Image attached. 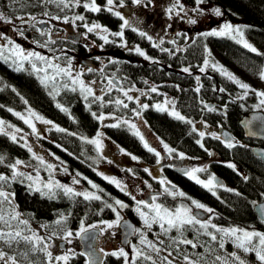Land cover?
I'll use <instances>...</instances> for the list:
<instances>
[{"label":"trees","instance_id":"trees-1","mask_svg":"<svg viewBox=\"0 0 264 264\" xmlns=\"http://www.w3.org/2000/svg\"><path fill=\"white\" fill-rule=\"evenodd\" d=\"M188 1L193 3L195 0ZM205 3L215 8L219 7L225 16L234 19L238 17L239 19L246 20L248 23L246 33L249 34L251 39L255 40L254 42L258 46L262 45L264 47V0H205ZM47 11L50 15L62 18L67 16L69 19L72 18L71 14L74 13L75 15L74 8L61 11L55 4L41 5L38 3V0H0V14H2L5 19L15 20L17 17H25L28 19V17H34L38 13L42 15ZM88 12L89 11L82 10L83 14L87 13V15L85 14L88 20L86 21L87 23L91 20L93 23H101L114 30L118 28L114 19V14L103 10L100 13ZM29 20L30 19L27 20V25L24 24L27 28L22 30L27 37L31 39V43L34 42L38 47L47 43V47H41L46 54L52 56L59 55V57L61 56V58L64 59V62H67L68 59L65 58V52L62 51V49L66 51L74 45L72 42L73 40L67 38L69 34H63L59 30L60 28L53 26V28L44 27L46 34L41 35V33L37 31V29H41L38 24H35V27H33V24L30 23ZM75 30H78V28L74 29V31ZM142 31L146 30L144 29ZM127 38L129 41H136L142 48H146L148 55H150L149 57L158 61V63H152L147 60L131 63L123 60V62L119 64L117 72L130 77L131 82L136 79L142 80L145 77L155 82L157 81L159 84L169 80L166 84H162L160 88L173 96L177 110H179L182 115L191 119L193 122L203 120L208 123L212 122L215 125H223L225 130L229 131L231 135H234L236 141L245 145V147L227 149L218 140H215L214 143V140L210 139L211 137L204 138V145L211 146L213 144L216 147L215 176L227 188H232L241 195L238 196L235 192H228L224 188H217V195L213 196L205 191L196 190L191 184H186V188L190 189V194L193 195L195 199L206 203L208 207L214 210L212 216L214 224L217 226H238L249 230L255 229L260 232L264 231V224L256 215L254 211L255 207L251 203L253 201H260L264 198V195H261L264 193V162L261 161L257 155H253L251 151L254 145H262V143L255 139H245L239 124L241 116L247 114L251 110L250 106L254 101L253 94H249L248 99L234 100L235 97L241 94L238 86L215 72L213 75H211V73L203 76L200 75L199 84L203 87L200 93L197 94L194 91L198 86L195 80L196 74H183L179 73L177 69H174L186 64H190L192 66L191 69H195L194 65L197 63L201 64L205 56V44L207 47H210V49L219 51L223 59L232 61V63L238 67H242V69L251 68L252 70H257L262 61H264L262 59L264 56H259L250 52L228 37H204L197 35L193 43L188 44L186 58H183L184 54L181 53V51H172L173 54L169 55V53L160 51L159 48H153L152 43L147 37L134 34ZM49 49H51V51H49ZM160 64L164 65V67H159ZM166 65H169L170 69L166 67ZM209 77H211V79H209ZM177 86L179 87L177 88ZM213 86L225 88L226 91L224 93L218 91L214 92L212 91ZM56 87L59 89L60 94L53 99V97L49 95L52 84L49 83L48 87L42 85L38 78V74L32 71L29 63L26 62V66L23 70L17 71L15 65L12 63V59H5L4 56L0 57V105L4 106L0 108V113L3 114L4 117H11L13 114L7 111L8 108H13V110L18 111L27 108V105H29V107H33L41 113L43 112L45 117L55 120V122L59 123L61 128L67 131L57 132L55 128L50 129L48 131V137L43 136V140L41 139V141L46 142L47 147L52 152L59 154V157L67 164L71 172L79 171L81 173H88L93 177V175H95V173H93L94 161L99 157V154L94 145L88 144L80 139V137H85L86 135L88 137L94 135L99 129V121L94 118L91 113L96 109L98 111L108 110L114 113L116 112L119 115L126 113L128 109L119 110L109 104L107 105V103H105L104 107H100L99 102L91 103L89 107V102L88 104L83 102L84 100L78 90L76 92L65 90L60 86L59 82ZM13 88L16 90L15 92L12 90ZM17 93H19V95H17ZM21 96L28 101L27 105L20 99ZM201 100L214 106L217 111L208 112L206 109H203ZM57 102L67 107L69 113H64L57 109L55 106ZM241 104L244 105L243 108L240 106ZM225 105H227L226 108ZM141 118L142 119L139 120L141 125L138 124L140 128L150 129L148 135L150 139L157 140L158 137H161L168 145L175 148L177 153L182 151L190 157L205 155L204 149L196 143L199 136L198 133L191 131V125L175 119L168 115L167 112L157 111L153 107L152 109H147ZM145 121L147 122L146 124L144 123ZM107 130L110 136L115 140H119L122 146L131 150V153L137 157H140L148 163H153L155 161V155L149 153L143 147L139 138L134 136L126 125L121 124L119 127H107ZM68 133H76L77 135L72 136L68 135ZM56 145H60V147ZM69 153H71V155ZM0 155L5 156V165L14 162L16 159H20L26 164H31V155H29L26 147H21L19 143L12 142L9 136L0 135ZM174 155H176V153H174ZM224 162L234 163L242 175H238L231 168L226 167ZM5 165H0V173L11 176V170ZM169 177L173 178L180 186H184L185 189V182L182 181L181 177L175 175L174 172H170ZM244 177H247V179L245 180ZM100 183L107 193L116 194V190L113 189L111 183H105L104 181H100ZM6 190L15 194L14 204L17 206V210L22 214V218L29 221V225L31 223L36 225H48L49 227L47 228H49L51 233L57 231L59 234L63 235V229L79 227L81 220H83L84 223L98 221L100 218L109 216L111 211L105 208L102 213L97 215L98 210L103 207L102 201L94 200L89 202L83 200L82 197H73L69 199L59 190H57L55 198L49 199L47 197H42L39 193L29 191L26 181L21 183L19 178L17 181L12 182L10 186L6 187ZM103 198L109 203L113 201L112 195L110 194L108 197L103 195ZM178 198L172 200L158 198V201H162L166 207H172L173 205L177 206L179 202L177 200ZM125 199L130 203L129 199ZM61 214L67 217L62 228L54 225V221ZM198 228L199 225H197L196 228L189 227V233H186L188 238H186L197 240V242L204 245V247L192 249L190 246L180 245V253L178 254L176 251L177 245L173 242V238L179 235L175 230H172L167 235L161 234L160 240L163 241V244H160L159 247L164 249L167 253L172 252L174 258L183 259V255L187 254L191 256L192 259H200V264H212L216 251H205V247L210 243L209 237L204 235L201 231L197 239L196 229ZM155 231L157 233L160 232V230L157 229ZM145 232L149 240L156 241L154 232H152L153 234L151 231ZM25 234L29 233L26 232ZM138 241L139 238L136 236L132 242L135 244ZM211 246L215 250L219 249L218 243H215V245L212 243ZM230 246H233V244L231 242H226L225 248L219 250L226 253L231 252ZM0 249L8 252L9 255H15L21 264H44L46 259L42 252H31L30 246L26 245L24 242L13 244V246L9 248L0 241ZM22 252L28 253L27 259L20 255ZM127 252H129L130 258L134 255L131 249L127 250ZM161 255L164 256L165 253H161ZM85 259L86 258L80 255L79 252L76 258L72 259L71 262L72 264H83ZM154 259L157 261V264H161L160 259L155 257ZM104 264H124V260L122 257L117 258L116 256L107 255ZM137 264H150V262L139 260Z\"/></svg>","mask_w":264,"mask_h":264},{"label":"snow or ice","instance_id":"snow-or-ice-1","mask_svg":"<svg viewBox=\"0 0 264 264\" xmlns=\"http://www.w3.org/2000/svg\"><path fill=\"white\" fill-rule=\"evenodd\" d=\"M38 3L41 5L55 4L56 7H58L61 11L65 9H73L79 7H83L85 11H90L93 13H99L102 11L101 6H99L96 3V0H38ZM132 3L135 5L147 6L152 3V0H132ZM204 3L205 0H195L196 7L193 8V12L202 14L200 5ZM116 6H117L116 0H106L105 9L103 10H107L108 12L113 13L122 21L120 31L110 32L109 29H107V27L99 23H92V24L84 23L82 25L86 29L84 36L87 37V34L95 33L104 42V44H108L114 42L109 40V36L120 38L121 41H123L125 28L130 27L133 32L138 31L137 28L132 27L130 25L129 20L126 19L119 11L114 10ZM118 6L121 8L124 7V0H119ZM212 12L217 17L223 15V12L219 7L213 8ZM166 13L168 14L169 19H172L173 15L183 19V17H181V13H184L185 16L187 15L185 11V7L181 3V0H172L171 5L166 9ZM44 15H48V13L46 12L44 13ZM4 19L5 17L2 14H0V20H4ZM19 19L23 20L24 18L20 17ZM31 19L35 21L36 17H31ZM51 19L59 20L61 19V17L53 16L51 17ZM84 20H85V16L81 14H76L71 19H69V17L67 16L63 17L64 23L74 24L75 21H84ZM26 22L27 21H25V23ZM41 22L46 23V21H41ZM188 23L196 24L197 20L189 17ZM32 26L35 27V24H33ZM168 27H171V25H168ZM18 31H20V33L23 34L22 29H18ZM37 31H39L41 35L46 34V30L44 29H37ZM139 35L141 37H147L149 41H153V37L151 35H148L144 31H139ZM176 35L177 36L183 35L186 40L190 39L189 37H187L186 34L176 33ZM201 35L204 37H208V36L228 37L236 41V43L242 45L243 48L249 50L250 52L255 53L259 56H264V53L260 52L255 46H253L245 39L244 29L239 26H234L230 22H225L219 28L212 29L206 33H202ZM168 42L173 45L176 44L175 40H169ZM164 43H165L164 39L161 38L158 41V43L153 42L152 47L159 48L160 51L172 55L173 54L172 50L161 47V45H163ZM8 45L10 47L7 49V51L9 52L10 55L4 58L5 59L11 58L12 63L13 65H15L17 71L24 69L25 62L29 63L32 71L38 74V78L40 79V83L42 85L48 87L49 83L52 84V89L49 91V95L52 96L53 99H55V97L60 94L59 89L56 87L57 83L59 82L60 86L65 90H70L72 92H76L77 90H79L82 98L85 101L89 102V107L91 103H95V102H99L100 107H104L105 105L104 95H96L92 87V85L95 84L96 81L85 82L81 78L84 71L83 69L74 72L71 58L67 60L66 64L61 65L58 62L60 60L59 56L47 57L37 51H25L19 45L14 44L13 41H11L10 39L8 40ZM102 46L103 45H101V47ZM121 46L125 48L128 47L126 42H123ZM40 47H47V43L40 45ZM128 50L136 52L144 59L149 60L152 63H158V61H155L153 58L149 57L146 54V52H144L138 45L135 46L134 48H129ZM4 51H5L4 46L0 45V57L4 56ZM49 51H51V49H49ZM176 51H180V49L177 48ZM204 52H205V56L203 59V63L202 65L198 66V70L200 73H205L208 68H211L213 71L218 72L222 77H224L226 80L230 81L234 85L238 86L242 90L241 94L235 97L234 100H244L247 98L249 93H252L257 98H259V103L253 105V107L258 110H264V90L253 88L250 84L242 81L233 72L229 71L218 61L214 60L212 58L211 51L208 49L206 44L204 45ZM191 67L192 66L189 65L187 67H183L181 70L184 73H188L189 75H191L192 74ZM86 71L93 72L95 71V69L89 67L86 69ZM256 74L261 81H264V66H261ZM209 79H211V77H209ZM195 80L197 81L198 86L194 89V91L198 94L200 93L201 88L203 86L199 84L200 81L199 76H196ZM144 83L148 84V81L145 80ZM107 86H108L107 89L108 91H111L112 89H116L122 93V96L126 98L128 102L134 101L136 103L137 108L131 109L134 116L136 117H141L143 110H147L150 107H154L157 111L167 112L168 115L174 117L175 119L191 125V131L194 133H198L199 136V139L196 140V143L206 152L208 151L203 143V139L206 136V132L202 130H198L196 128L195 123L191 119L186 118L184 115H182L179 111L176 110L175 100L165 97L163 103H156L154 105H149L147 103H142L140 101L139 96L134 97L129 94L130 92L136 90L134 85L129 87L128 89H124L122 87H118V85L114 82L113 77H109L107 79ZM178 87L179 86H177V88ZM12 90L14 92L16 91L14 88ZM101 91L104 92L105 90L102 88ZM212 91L214 92L218 91L220 93H224L226 89L222 87L217 88L213 86ZM149 92L158 93V87L150 86ZM17 95H19V93H17ZM140 95L144 96L147 94L141 92ZM20 99L24 102V104L26 105L28 104V101L25 100L22 96L20 97ZM107 103L109 104L114 103L117 107H122L123 109L129 108V104L125 102V99H121V98H117L114 101L109 100L107 101ZM201 104L203 105V109H206L208 112L217 111V109L214 106L205 103L203 100H201ZM55 106L61 112L69 113V109L67 107H64L59 102H57ZM240 106L242 108L244 107L243 104H241ZM2 107L4 106L0 105V108ZM226 107L227 105H225V108ZM7 111L12 113L25 125H27L28 128L31 129V134H38V130L34 121H39L45 125H52V127L55 128L57 132L67 131L66 129L61 128L58 125H55L53 121L46 119L44 116L38 114L33 109H31V107L27 108V116L21 112L14 111L12 108H8ZM91 115L100 122H103L108 118L116 120V123L106 125L107 127H119L121 124L126 125L129 131H131L134 136L139 138L143 147L149 153H153L157 157L156 163L158 165L161 163V159H162L161 152L157 151L156 148L150 146V144L145 140V137L141 134V131L137 127L136 123L128 119H123L115 116L109 117L106 116L104 113H100L98 115L96 112H92ZM257 120L261 122L259 133L252 130L253 122ZM144 123L146 124L147 122L145 121ZM243 123L245 127L248 128V134L250 136L264 134V116L261 117L254 116L251 120H246ZM205 127H207L206 124ZM220 127L223 128V125H220ZM22 132L23 130L21 128L9 124L3 119H0V135L9 136L11 141L14 143H20V141H25V143L20 144V146L26 147L27 151L32 154V158L38 161V165L43 166L45 170L49 172V178L47 181H43L41 179L40 168L38 166L34 167L36 173L35 178L33 177L32 174L20 171L21 166L33 167V165L26 164L24 161L20 159H16L14 162L5 165L6 158L5 156L0 155V165H5L11 170V176L0 173V241H2L9 248H11L13 244H20L21 242H24L26 245L30 246L31 252L33 253L42 252L44 254L46 258L44 264H68L70 256L75 255L73 250L69 249L67 250V252H65L62 255L53 256V253L50 251L52 245L49 243V241L53 237H55V238L63 239L64 241L70 244L72 243L73 237H78L82 241H85L87 243V248L89 249L86 252L80 253V255L87 256L88 259L86 261V264H97L98 261L99 264H103V261L100 260L99 256L97 255V252L103 254L104 256L112 255V256H116L117 258L122 257L124 260V264H137V261L139 260L148 261L150 262V264H157V261L153 258V256L150 253H155L157 256H159L161 252L164 251V249L159 247L160 244H163V241L159 240V235L161 234L167 235L172 230H175L179 235L173 238V242L177 245L176 251L179 254L180 245L190 246L192 249H196L198 247H204V245L199 244L197 240L187 239L184 237V232L188 230L189 227L196 228V226L199 225V228L196 229L197 239L201 231L204 235L209 237L210 243L208 244L207 247H205L206 252L215 251V249L212 248L211 246L212 243H218L219 249H224L225 243L231 242L235 248L242 250L244 253H254L256 260H258L260 264H264V232H259L255 229L249 230L238 226L219 227L216 224L212 223L211 216H209L205 220L200 219L198 213L194 212L193 206L194 209L201 210L202 212L208 214L214 213V210L206 206L205 204L191 197H188L186 193H184L182 190L177 189L174 184H172L170 181H168L165 178H159L158 180V182L163 187V194L171 196L173 199H176L177 197L186 198L191 201V205H186L184 203H181L175 208L166 207L165 205L157 202L160 193L153 195L151 197V202L144 200H137L136 196L133 195L131 192H129L127 190L126 185H122L119 180L110 178L106 175H103L102 173L97 172V175H101L104 180L108 181L111 184H114L117 188H119L121 192H123L125 195L130 196L131 199L136 202V207L134 211L138 214L140 220L143 222L144 228H147L149 231H151L154 225H157L159 227L160 232L154 233V235L157 236V240L155 242L149 240L147 238V233L142 228L133 227L122 216V210L128 208L129 205L124 203L120 199L113 198V202L111 203H109L107 200H104L103 195H107V193L104 192L103 188H100L99 185L93 183V181H91L87 177H83V179L87 180V183L91 186L92 189H96L95 192L87 191V190L77 191L71 186L64 185L61 184L59 181L53 180L52 173L55 170V166L52 163L47 162L43 156H39L33 151V148L26 142L25 137L27 134L20 135L18 139L17 134ZM68 135L75 136L77 134L68 133ZM209 135H211L213 139L220 141L223 144V146L227 149H233L236 147H245V145L240 144L238 141H236L234 137H232L227 132H222L220 135H218L215 132H212ZM102 136L103 133L98 131L94 138L80 137V139L88 144L94 145L97 153L102 156V149H103V142L101 139ZM160 143L162 144L164 150L169 156H172V154L176 153V156L180 160H184L187 158L184 153L182 152L177 153V150L175 148L170 147L167 143H164L162 140L160 141ZM56 146L60 147V145H56ZM119 150L122 153L125 152L123 148H120ZM69 154L71 155V153ZM208 155L211 156L213 155V153L208 152ZM260 156L262 159H264V153H261ZM56 159H59V157H56ZM131 159L137 160L138 158L132 155ZM109 163H111V161H109ZM224 163L226 167L231 168L238 175H242V173L239 172V169L234 163L232 162H224ZM66 171L67 169L65 168V172ZM93 171H96V169L93 168ZM181 171L188 179L194 181L197 185L202 186L213 196L217 195L216 193L217 188H224L228 192H235V194L238 196L241 195L239 192L235 191L234 189L227 188L224 184H222L219 181V179L215 176V174H210L206 180L201 179L197 174L207 171L206 167H191V168L182 169ZM144 172L148 173L149 176L153 175L148 168H144ZM77 177H81V174L79 172H77L75 176L72 178V183L74 185H78L80 183V179H78ZM18 178L20 179L21 183L25 181L28 182L27 187L29 191L39 193L42 197H47L49 199L55 198L57 195V190H59L63 193L64 196L68 197L69 199H72L73 197H82L83 200L89 202L94 200L102 201L103 207H101L98 210L97 215L102 213L104 209L107 208L110 209L115 214V219L110 222L101 220L97 223L88 225L87 227L85 226L84 221L81 220L80 227L75 233H73V231H71L70 229H63L62 236L57 231H53L48 236L39 235L36 230L30 227L29 221L27 219L22 218V214L17 210V206L14 204L15 194L6 190V187L10 186L12 182L17 181ZM153 179H157V177H153ZM244 179L246 180L247 177H244ZM145 184H147V181H145ZM148 187L151 188V185L148 184ZM261 195H264V193H262ZM251 203L253 204L254 207L258 208L261 220L262 222H264V204H258L255 201ZM66 220L67 217L61 214L54 221V225L62 228ZM101 225H105V227H101ZM42 227L47 228L49 226L43 225ZM117 228L125 229L126 239L124 242L131 247L132 252L134 254L131 258L129 257V253L125 251L123 247L109 253L106 252L103 247L97 248L95 246L99 242L100 238L105 234L114 235L115 233L110 232V230ZM209 229L212 230L210 231ZM26 232L30 234H25ZM89 233H92V235H89ZM134 235L138 236L139 244L143 245L144 246L143 248L138 247L136 244H133L131 240L127 239V237ZM88 241H92V243H88ZM20 255L24 256L25 259H27L28 257L27 252H22L20 253ZM171 256H172V252H168L167 255L162 257L161 264H174V261L172 259H169V257ZM183 261L184 264H200V259H192V257L187 254L183 255ZM0 264H20V261L17 259L15 255H9L8 252H5L4 250L0 249ZM212 264H247V262L244 259H242L236 252H231L228 253L226 256L216 255L214 260L212 261Z\"/></svg>","mask_w":264,"mask_h":264},{"label":"rangeland","instance_id":"rangeland-1","mask_svg":"<svg viewBox=\"0 0 264 264\" xmlns=\"http://www.w3.org/2000/svg\"><path fill=\"white\" fill-rule=\"evenodd\" d=\"M181 1H183V0H181ZM96 3L99 6H101L102 9L103 8L105 9L106 0H96ZM116 4H117V6L119 5V3H117V2H116ZM195 7L196 6H194V7L188 6L189 11H190L189 14H188V17L194 18V19H196L198 21V27L201 28V30H200L201 34L202 33H206V32H208V31H210L212 29H217L221 25H223L225 22H230L234 26H239V27L243 28L244 29L245 39L249 43H251L253 46H255L260 52L262 51L264 53V47L262 45L258 46L254 42L255 40L251 39L249 34L246 33V31H247L246 30V27H247L246 20L239 19L238 17H237V19L236 18L235 19L234 18H230L229 16H225L224 14L222 16H220V17H217L212 12V9L215 8V7L208 5V3H204V4L200 5V9L202 10V14L193 12V8H195ZM75 10L77 11V14H81V15H84V16H85V14L87 15V13H85V14L82 13V10L85 11V9L83 7L76 8ZM47 13H48V15H44V14L39 15V17L36 18L35 21H33L31 19V17H28V19H30L29 21L32 24H38V22H40V21H46L45 24H47L49 28H53V26L58 27V28H60L59 30L63 34L71 32L72 29L74 31V29H76V28H78V30L81 29V30L86 32V29L82 25L84 23H87L86 22V21H88L87 20V16H85V20L84 21H80V22L75 21V23L73 24V23H64L62 17L59 20L51 19V17H53L54 15H50V13L48 11H47ZM90 13H93V12H90ZM35 16H37V15H35ZM88 16H89V14H88ZM28 19L24 18L23 20H21V19H19V17H17L15 20H10L11 23L14 25V28H13L14 33H12L13 36L15 35V33L19 32L18 29L25 28L24 24L27 25V22L25 23V21H27ZM217 19L219 21H217ZM3 21L4 20L0 21V23H2ZM92 23H93V21L90 20V22L88 24H92ZM7 24L8 23L0 24V26H6ZM101 25H103V24H101ZM194 25L195 24L189 23L188 27H189L190 31H192L193 28H195ZM0 29H1V27H0ZM91 35L94 36V37H99L95 33H92ZM7 36L9 37L8 39L13 41L14 44L19 45L25 51H37V52H40L42 55H45L47 57H54L52 55L46 54L44 52V50H42L41 47L36 46L34 44V42L31 43V39L29 37H25L24 36V38H21V40L16 42V40H14L13 37L11 38L8 34H7ZM7 36H5L4 39H3L5 42L4 41H0V45H3L4 48H5L4 52H6V54H9L7 49L10 46L8 45ZM225 38H227V37H225ZM230 40H232V39H230ZM135 46L136 45H131L130 47H128V49L129 48H134ZM208 49L211 51L212 58L214 60L218 61L221 65H223L229 71L233 72L242 81L250 84L255 89L264 90V81H261L258 78L257 74H256L258 69L261 66H264V61H262L260 67L257 70H252L251 68L250 69H246V68L242 69V67H240V66L238 67L237 65L232 63V61H226L225 59H223L221 57V54H220L219 51H214V50L210 49V47H208ZM135 54H136V52H135ZM137 56H139V55L137 54ZM139 59H141V58H139ZM262 59L264 60V57ZM58 62L61 65L66 64V62L62 61V59H60ZM202 63H203V60H202L200 65H202ZM72 65H73V69L76 70L73 63H72ZM178 71H179V69H178ZM214 72L218 73L216 71H213L211 68H208L205 73H200L198 68H197L196 71L193 70L191 73L194 74V75L198 73L199 76L200 75L203 76V75H208V73H211V75H213ZM179 73H181V71H179ZM82 79L85 82H87L86 81L87 79H85L84 77ZM131 86H132L131 84H125L124 83L120 87H122L124 89H128ZM102 88L106 91L108 89V86L107 87L106 86L101 87L98 84L97 85L96 84L93 85V89H94L96 95H104L105 94V91L104 92L101 91ZM135 89H136V87H135ZM112 91H114L115 94H117L119 96H122V93L120 91H116L114 89H112ZM239 92H242V90L240 88H239ZM158 93H155V94L158 95L156 101H151L150 105H154L156 103H163L165 97L174 100L173 96H171L170 93L169 94L168 93L164 94L163 90H161L159 88H158ZM129 94L132 95V96L135 95L136 94V90L130 92ZM249 94H251V93H249ZM253 96H254L253 97L254 101H253V103L250 106V108H251L250 111H252V110H254V111H262V110L255 109L253 107V105H256V104L259 103V98H257L254 94H253ZM247 99H248V96H247ZM27 108H29V105H27ZM27 108H23L21 110H18L17 112H21V113H23V114H25L27 116ZM31 109H33L35 112H37L38 114H40V115L45 117L44 114H42L41 112H38L33 107H31ZM149 109H152V107H150ZM176 110H177V106H176ZM14 111H16V110H14ZM177 111H179V110H177ZM101 113H104L106 116H109V117L115 116V117L123 118L121 115H118V113H116V112L114 113V112H111V111H108V110L102 111ZM45 118L49 119L47 117H45ZM126 118L128 120L134 122V123H137V121L141 120L139 117H136V116H134L133 118H129V117H126ZM126 118H123V119H126ZM0 119H3L4 121H6L9 124H12V125H15L16 127L21 128L23 130V132L17 134L18 135V139H19L20 135L27 134L26 137H25L26 142L33 148V151L37 155L43 156L47 162H50V163H52L55 166V170L52 173L53 180L59 181L61 184H64V185L71 186L77 191H85V190L93 191V192L96 191V189H92L91 188V186L87 183V180L83 179V177H87L88 179L93 181V183L99 185L100 188H103V185L100 183V181L103 180V177L101 175H97V172H99V173H102L103 175H106V176H108L110 178H114L116 180H119L121 182V184L122 185H126V187L128 186L127 190L129 192L133 193L130 190V188H132V190L134 192L135 191L138 192V190H139V193H140V191H142V189L143 190L147 189V186L144 184L145 181L147 180L145 178L150 177L148 175V173L144 172V168H148L152 172L153 176H155L157 174V172L160 171L159 169L161 168V166H159V165L152 164L151 162L148 163V162L142 160L140 157H137L136 155L131 153V150H128L124 146H122L120 144L119 140H115L112 136H110L106 125H109V124H112V123H116V120L111 119V118H108V119H106L103 122L99 121V129L97 130V132L100 131L101 133H103V136L101 137L102 142H103V149H102V156L99 154L100 158L98 157L96 159V161H94L95 164L93 165L94 166L93 168H95L96 171L93 172V173H95V175H93V177L90 176V174H88V173L87 174L86 173H81L79 171L71 172L68 169L67 164L59 157V154H57L56 152H52V151L48 150L47 147L46 148H44V147L42 148L41 147L42 141L40 140V138L41 137L43 138V136L44 137H48V135H49L48 131L50 129H53L52 125H45V124H43V123H41L39 121H34V123L36 124L37 130H38V134H31V129L28 128L27 125H25L21 120H19L14 115H12L11 117H4V115L0 113ZM49 120H51V119H49ZM51 121H53L55 125H58L59 127H61L59 125V123L55 122V120H51ZM138 123L141 125L140 121ZM194 123L196 125V128L198 130L205 131L206 135H208V134H210L212 132H215L217 134H219V133L221 134L220 130L224 129V128H218L217 129V127H218L217 125H214L212 122H210V123L205 122L203 120L196 121ZM205 124L207 125V127H205ZM97 132H95V134L92 135V136L88 137L86 135L85 137L94 138L96 136ZM148 140H149V138H148ZM161 140L164 143H166L164 141V139H162L161 137H158L157 140H150L149 143H150V146L156 148L157 151L161 152V156L164 159L166 157L167 153L164 150L162 144L160 143ZM23 143H25V141H20L19 144H23ZM120 148H123L125 150V152L124 153L120 152V150H119ZM180 152H182V151H180ZM129 154H131V155H129ZM29 155H31V157H30L31 158V165H33V167L21 166L20 167V171L32 174L33 177L35 178L36 173H35L34 167L38 166L40 168V177H41V179L43 181H47L48 178H49V172L46 171L43 166H39L38 165V161H36V160H34L32 158V154L31 153H29ZM132 155L136 156L138 159L137 160H132L131 159ZM172 155H173V157H176V155H174V154H172ZM186 155L187 154H185V156ZM56 157H59V159H56ZM205 157H207V158H204V157H203L204 159H202V158H200V159L192 158L189 162H185V163L188 165V167H189V164H191V163L194 164L192 167H206V164L208 163L207 159H210V157H208L207 155ZM109 161H111V163H109ZM181 164L183 166H187L184 163H181ZM65 168L67 169L66 172H65ZM129 170H131V171H129ZM77 172H79L81 174V177H77L78 179H80V183L78 185H74L72 183V178L75 176V174ZM208 172L209 171L207 170L205 172L198 173L197 175L201 176L203 173H205V175H206V174H208ZM209 173H211V172H209ZM98 180H100V181H98ZM26 183L28 184L27 181H26ZM105 183H108V181L105 180ZM111 185L114 186V184H111ZM142 186H144V187H142ZM150 190L153 191V189H150ZM150 190H147V191L150 192ZM104 192H106V191L104 190ZM109 194L112 195V199L113 198L116 199L119 195H121V193H118L116 191V194L115 193L112 194V193L108 192L107 195H105V196L108 197ZM113 195H115V196H113ZM152 195L153 194H151V196ZM151 196H150V200H151ZM104 200H105V198H104ZM157 202L160 203L159 201H157ZM195 211H201V210H196L195 209ZM114 219H115V216H112L109 220H104V221H109L110 222V221H113ZM138 223H139L138 228H142L145 231H149L147 228H144L143 222L140 220V218H139ZM84 224L87 227L88 225H91V224H94V223L92 221H89V223H84ZM42 226L43 225H39V224H37V225L36 224H32V223L30 224V227L32 229L36 230L39 235H42V236L50 235L51 232L49 231V228H44ZM79 227H80V224H79ZM79 227H76V228H73V229L70 228V230L73 231V233H75L79 229ZM101 227H105V225H101ZM155 228L157 230H160L158 226L154 225L153 229L151 230V233L152 232H154V233L156 232ZM117 231H118V228L110 230V232H114V233H117ZM262 232H264V231H262ZM114 236L115 235H108V234H105L103 236V239H107V241L109 240V242L104 244L105 247H103L106 252H111L112 251L111 250L112 247H115V246H120L121 247V245L118 242H114V240H111V239H113ZM160 236L161 235H159V240L161 238ZM78 239H79L78 237H73L72 238V243H70V244L65 241V248H66L65 249V248H62L61 245H60V241H64V240L53 237L49 241V243L52 245V247L50 248V251L53 253V256H56V255H62L65 252H67V250L72 249L73 252L75 253V255H71L70 258H69V262H68V264H72V262H71L72 259L76 258L77 254L79 253V249H80L79 244H78ZM155 240H157V236L155 237ZM135 244L138 247H140V248L144 247L143 245L139 244V241L136 242ZM230 247H231V250H232L231 252H236L242 259H244L247 262V264H260V262L258 260H256L254 253H244L242 250H239V249L235 248L234 246H230ZM128 249H131V247H129ZM125 251H127V250L125 249ZM215 251H216L215 256L216 255L226 256L228 253H231V252H227L226 253V252L221 251L219 249H216ZM161 253H165V255H167V252L165 250L162 251ZM150 254H152L153 258L155 257L157 259L162 260L161 257H163V256L161 254L159 256H157L155 253H150ZM169 259H172L174 261V264L175 263L176 264H184L183 259H178L176 257L174 258L173 256L169 257ZM85 263H86V261H84L83 264H85Z\"/></svg>","mask_w":264,"mask_h":264},{"label":"flooded vegetation","instance_id":"flooded-vegetation-1","mask_svg":"<svg viewBox=\"0 0 264 264\" xmlns=\"http://www.w3.org/2000/svg\"><path fill=\"white\" fill-rule=\"evenodd\" d=\"M116 2L119 3V0H116ZM171 3H172V0H152L151 4H149L147 6H143V5H135V4H133L132 0H124V7L121 8L119 6H116L114 10L115 11H119L126 19L129 20L130 25L132 27L137 28L138 31L133 32L130 27L129 28H125L124 29L123 41H121L120 38H117V37H114V36H109V40L110 41H114V42L108 43V44H104V42L99 37L92 36L91 35L92 33L88 34L87 35L88 38H87V37H84L85 31H83L81 29L80 30H75V31L72 30L71 32L68 33L69 35H67V38H69L70 40H73L72 42L74 43V45H73V47H70L69 50L65 51L64 49H62V51L65 52V54H64V56H66L65 58L66 59L71 58L72 63L74 64L75 69H76V70H74V72L75 71H80L81 69L84 70L83 71V75H82L81 78L84 77L85 79H87L86 80L87 82L96 81V83H95L96 85L98 84L101 87H103V86L107 87V79L109 77H113L114 78V82L118 85V87H120L124 83L125 84H131L132 86L134 85L136 87V94L133 95V96L134 97L139 96L140 101L142 103H147V104L150 105L151 101H156L157 96H158L155 93H150L149 92L150 86H158V88L161 89L160 88L161 85L162 84H166V82H169V80H166L162 84H159V82H157V81L155 82L152 79H150L148 77H145L142 80L136 79L135 81L131 82V78L130 77H127V75H125V74L123 75L122 73L120 74L119 72H117V70L119 68L118 67L119 64L122 63L123 60H126L127 62H131V63H134L136 61L140 62V61L146 60L142 56H140L139 54H138L139 56H137V53L135 54L134 51H129L128 47H130L131 45H136V46L138 45L148 55L146 48H142V46L139 45L138 43H136V41H134V40L133 41H129L128 38H127L128 36H132L134 34L139 35V31H142L144 29L146 30L144 32H146L148 35H151L153 37V41H150L151 43H153V42H157L158 43V41L161 38H163L165 43L163 45H161L162 48H168V49L172 50L173 52H175L176 49L179 48L181 53L184 54L183 58H186V54H187V51H188V44L193 43V40L196 38L197 35L202 36L201 35V31H200L201 28L198 27V21L194 25L195 28H193L192 31H190L189 27H188L189 26L188 14L190 12L188 6H190V7L196 6L195 5V1L193 3H190L188 0L181 1V3L185 7V11L187 13L186 16L184 15V13H181V17H183V19L180 18V17H176L175 15H173L172 19L168 18V14L166 13V9L171 5ZM74 10H75V8H74ZM103 11H107V10H103ZM76 14L77 13H76V10H75V15ZM39 15H40V13H38L37 16H35V17L38 18ZM71 16L74 17V13L71 14ZM114 19H115V21H116V23L118 25V28L114 30L113 28H108L107 27V29H109L110 32H118V31L121 30L122 21L115 15H114ZM10 20L11 19L6 18V19H4V21L2 23H0V24L8 23L6 26H0L1 27V29H0V41H4L3 39H4L5 36H7V34L11 38L13 37V39L16 40V42L21 40V38H24V36L27 37V35L24 32H23V34H21L20 31L15 33V35L13 36L12 33H14V30H13L14 25L11 22H9ZM0 21H2V20H0ZM152 21H153L154 24L152 23ZM217 21H219V20L217 19ZM41 23H42L41 21L38 22L39 28L44 29V30H45L44 27L48 28L47 24L45 25V24H41ZM168 25H171V27H168ZM26 28L27 27L25 26V28H23V29H26ZM176 33L186 34L187 37H189L190 39L186 40L183 35L177 36ZM8 38L9 37L7 36V39ZM169 40H175L176 44L173 45V44L169 43L168 42ZM123 42L127 43V45H128L127 48L121 46ZM101 45H103V46L101 47ZM7 56H9V54H6V52H4V57H7ZM148 56H150V55H148ZM60 58H61V56H60ZM97 58H99V59H97ZM139 58H141V59H139ZM61 59H62V61L64 60L63 58H61ZM110 61H112V62H110ZM147 61H149V60H147ZM189 65L190 64L182 65V66L176 67L174 69H177V70L179 69V71H181V73L184 74V72L181 69L183 67H187ZM199 65H200V63L195 64L194 65L195 69H191V72L193 70L196 71V69L198 68ZM25 66H26V62L24 64V67ZM89 67L95 69V71L87 72L86 69L89 68ZM159 67L163 68L164 65L160 64ZM166 67L169 68V65H166ZM196 76H199V74L197 73ZM145 80L148 81V84L144 83ZM95 84H93V85H95ZM93 85H92V87H93ZM114 90H116V89H114ZM116 91H118V90H116ZM78 92H79V90H78ZM141 92H144L147 95L141 96L140 95ZM163 93L166 94V92H164V91H163ZM104 97H105V103H107V101H109V100H113L114 101L117 98L125 99V102L129 104V108L126 111V113H122V114H119V115H121L123 118H126V117L133 118L134 117V114L131 111V109L137 108V105H136V103L134 101L133 102H128L126 100V98H124L123 96H119V95L115 94L114 91H112V90L111 91L106 90L105 94H104ZM90 100H91V98H90ZM83 102L88 104V102L85 101V100ZM108 104L109 103H107V105ZM109 105H111L112 107H116L119 110L123 109L122 107H117L114 103H111ZM146 111L147 110H143L142 111V115H144V113ZM93 112H96L97 114H100L102 111H98V110L94 109ZM42 114H43V112H42ZM141 117H139V118L142 119ZM138 122L139 121H137V123H136L137 127L139 128V130L141 131V134L145 137V140L147 141L148 138H149L148 135L150 133V131H149L150 129L149 128H147V129L140 128ZM217 126H218L217 129H218L220 127V125L218 124ZM218 135H220V134H218ZM208 137H211V135L208 134L204 138H208ZM41 139L43 140L42 137L40 138V140ZM210 139L214 140V143H215V139H213L212 137ZM150 140H152V139L149 138V140L147 142L149 143ZM203 143H204V139H203ZM41 147L42 148L43 147L46 148L47 147L46 142L43 141L42 144H41ZM205 148L208 150L207 152L204 150L205 155L203 154V155L198 156V157H193V156L190 157V156L186 155L187 159H184V160H180L177 156L173 157V155L169 156L167 154L164 159L163 158L161 159V163L159 164V166H161V168L159 169L160 171L157 172V174L155 176L152 175V176L148 177L147 180H146L147 184L144 183L147 186V189L146 190L142 189V191H140V193H139V190H138V192H136V191L134 192L132 190V188H130V190L133 192L132 194L136 196L137 200H144V195H145V193L148 192L147 190L153 189V191H160L161 192L160 195L158 196V198H160V199L162 198L164 200L165 199L166 200H172L173 198L171 196L163 194V187L158 182L159 178L167 179L172 184H174L177 189L182 190L184 193H186V195L188 197H191L193 199H195V197L190 194V189L186 188V184L187 185L191 184V185L194 186V188L196 190H202V191H205L208 194H211L206 189H204L202 186L197 185L194 181L188 179L184 175H181V176L178 175V176L181 177L183 182H185L184 183L185 189H184V186H180L178 183H176L173 180V178L169 177V173L170 172H174V169H172V165L181 164V163H184L185 165H187L185 162H189L192 158H194V159H200V158L204 159V158H207V157H205L206 155L208 157H210V159H207L208 163L206 164V167H207V170L209 172H211V173L208 172V174H206V175H205V173H203L201 176L199 175V177L201 179H205L206 180L209 177L210 174H215V169H216V167H215V158H216L215 157V148L216 147L212 144L211 146L205 145ZM47 149L50 150L48 147H47ZM208 152L213 153V155H211V156L208 155ZM156 160H157V157L155 156V161L153 163L152 162L151 163L158 165L156 163ZM193 165L194 164L191 163V164H189V167H188V165L186 167L191 168ZM175 175H177V174H175ZM153 177H157V179H153ZM104 182H105V180H104ZM148 184L151 185V188L148 187ZM142 187H144V186H142ZM127 188H128V186H127ZM113 189H115L118 193H121V195L119 197H117L116 199H120L121 201H123L124 203L129 205L128 208L122 210V216L124 217V219L125 218L132 219L134 221V223H136V228H138L139 216L134 211V209L136 207V202L133 201L130 196L125 195L123 192H121L119 190V188H117L115 185L113 186ZM125 198L129 199L130 203ZM177 200L179 201L177 206L179 204H181V203H184L186 205H191V201L186 199V198L179 197ZM195 200L201 202L198 199H195ZM150 202H151V200H150ZM160 203L163 204L162 201ZM201 203H203V202H201ZM203 204H205L207 206L206 203H203ZM177 206L173 205L172 207H169V208H175ZM193 210L195 211L194 206H193ZM112 216H115V214L112 211H110V215L109 216L104 217V218H100L98 221H93V223H97V222H99L101 220H103V221L104 220H109ZM209 216L212 217V223H214L212 214L205 213L204 217H202L200 219L205 220ZM187 232L189 233L188 230H186V232L184 233V237L185 238L186 237L188 238V236L186 234ZM114 235H115L114 236L115 238L113 237V239H111V240H114V242H118L120 244L121 235H120L119 228H118L117 233H115ZM135 237L136 236L134 235L130 239L131 242L134 240ZM107 242H109V240L107 241V239H103V236H102L100 238L99 242L97 243L98 248L99 247H105L104 244H106ZM214 245H215V243H214ZM121 247L125 248V245H121ZM121 247L120 246H115V247H112L111 250L112 251H116L117 249H119ZM129 247L130 246H128L125 249L129 250L128 249ZM111 252H109V253H111ZM102 256H103V258L101 260L103 261V264H104V260H105V258L107 256H104V255H102Z\"/></svg>","mask_w":264,"mask_h":264},{"label":"water","instance_id":"water-1","mask_svg":"<svg viewBox=\"0 0 264 264\" xmlns=\"http://www.w3.org/2000/svg\"><path fill=\"white\" fill-rule=\"evenodd\" d=\"M254 116H257V117L264 116V111L263 110L262 111H254V110H252V111H249L247 114L242 115L241 116V119L239 120L240 129H241L242 133L244 134L245 139H251V140L255 139L256 141L262 143V145H257V144L254 145L252 147L251 151H252V154L253 155H257V157L261 161L264 162V159H262L261 156H260L261 153H264V134H258V135L250 136L248 134V128H246L245 125H244V123H243L246 120H251ZM260 124H261L260 121H258V120L257 121H254L253 122V125H252V130L259 133ZM222 132H227L228 134L231 135V133L229 131H227V130H224L223 129V130H221V133ZM231 136L234 137V135H231ZM186 168H188V167L183 166L182 164L172 165V169H174V173L177 174V175H180V176L181 175H184L181 170L182 169H186ZM158 193H161V192L160 191H155L154 192V191H151L150 190V192L145 193L144 200L145 201H150L151 194L156 195ZM257 203L258 204H264V198H262L260 201H257ZM254 211H255L256 215L260 218V221L262 222L261 217H260V213L258 211V208L255 207ZM194 212L198 213L199 218H202L205 215V213H203L202 211H194ZM125 220L128 221L133 227L136 228V223H134V221L132 219L125 218ZM119 230H120V235H121V237H120V244L121 245H125V248H127L129 245L124 242L125 239H126L125 229L124 228H119ZM89 235H92V233H89ZM132 237L133 236L127 237V239L130 240ZM88 243H92V241H88ZM78 244H79V247H80V249H79V252L80 253L86 252V251L89 250L87 248V243L85 241H82L80 238L78 239ZM60 245H61L62 248H65V242L64 241H60ZM95 246L98 248L97 244ZM97 255L99 256L100 260L103 258V256H102L103 254L97 252ZM84 257L87 258V256H84ZM87 259H86V261H87ZM97 264H99V261L97 262Z\"/></svg>","mask_w":264,"mask_h":264}]
</instances>
